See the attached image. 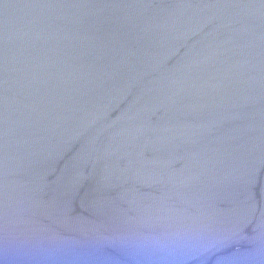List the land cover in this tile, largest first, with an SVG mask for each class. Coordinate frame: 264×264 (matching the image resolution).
<instances>
[{
  "label": "water",
  "instance_id": "water-1",
  "mask_svg": "<svg viewBox=\"0 0 264 264\" xmlns=\"http://www.w3.org/2000/svg\"><path fill=\"white\" fill-rule=\"evenodd\" d=\"M177 231L264 264V0H0V254Z\"/></svg>",
  "mask_w": 264,
  "mask_h": 264
},
{
  "label": "clouds",
  "instance_id": "clouds-1",
  "mask_svg": "<svg viewBox=\"0 0 264 264\" xmlns=\"http://www.w3.org/2000/svg\"><path fill=\"white\" fill-rule=\"evenodd\" d=\"M131 264H188L192 238L183 232L141 236L122 242ZM0 264H97L92 253L74 243L50 239L22 243L0 254Z\"/></svg>",
  "mask_w": 264,
  "mask_h": 264
}]
</instances>
